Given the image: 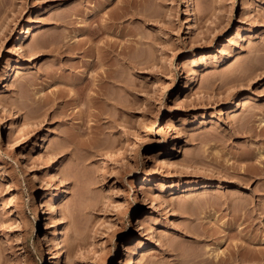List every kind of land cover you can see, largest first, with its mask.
<instances>
[{
	"label": "rangeland",
	"instance_id": "obj_1",
	"mask_svg": "<svg viewBox=\"0 0 264 264\" xmlns=\"http://www.w3.org/2000/svg\"><path fill=\"white\" fill-rule=\"evenodd\" d=\"M194 10L0 0V264H264V0Z\"/></svg>",
	"mask_w": 264,
	"mask_h": 264
},
{
	"label": "bare ground",
	"instance_id": "obj_2",
	"mask_svg": "<svg viewBox=\"0 0 264 264\" xmlns=\"http://www.w3.org/2000/svg\"><path fill=\"white\" fill-rule=\"evenodd\" d=\"M185 3H186V5H187V9H188V17H193V16H195V10H194V0H185ZM29 31H30V28H29V25H27L26 27H24L22 30H21V33L20 34H27V33H29ZM95 34H97L96 32H92V35H95ZM20 40H22V38L20 39ZM91 65H93V64H91ZM91 65H89L90 67L89 68H91ZM94 66V65H93ZM107 72H104V74H105V76H102L101 78H100V80L101 81H103V82H105V80H108V77L110 78V77H112V76H110V75H108V74H106ZM14 74H15V70L13 69V68H9L6 72H5V74H4V76L1 78V80H0V84L2 85L4 82H10L12 79H13V77H14ZM111 79V78H110ZM112 79H115L116 80V78L115 77H112ZM78 81V80H77ZM82 81H80V85H82V89H84L85 90V85H87V84H85L84 85V83L82 84L81 83ZM78 83V82H77ZM76 83V84H77ZM75 84V85H76ZM77 85H79V84H77ZM80 88H81V86H79ZM80 88H79V90H80ZM82 89L80 90V91H82ZM83 90V91H84ZM81 93L82 92H80V95H81ZM78 94H79V91H78ZM88 96V95H87ZM40 104V103H39ZM39 104H38V106H39ZM64 104H66V103H64ZM87 109H89V106L87 105ZM37 109H38V107H37ZM42 149V148H44V146L43 145H41V144H38V149ZM62 149H65L64 147L63 148H61V149H59L60 151H58V152H62V151H64V150H62ZM62 150V151H61ZM160 153V152H159ZM139 186H142V183L140 182V184H139ZM139 191L141 192L142 191V187H140V189H139ZM60 200V197H59V194H56L55 195V199L54 200H52V203H57L58 201ZM53 207V206H52ZM33 209H34V212H35V215H36V217L38 218V217H40L41 215H42V212H40V211H43V209H44V206H43V204H42V202L39 200V195L37 196V195H35V197H34V200H33ZM53 209H54V207H53ZM136 225L139 227V223H138V221L136 222ZM41 256H43V251L41 252ZM215 258V257H214ZM216 259V258H215ZM236 259V258H235ZM234 260V259H233ZM232 260V258H231V261H233ZM231 261H230V263H227V264H234L233 262L231 263ZM243 261H245V260H241V262L240 261H238L240 264H247L246 262L247 261H245L244 263H243ZM235 262V261H234ZM236 262H237V260H236ZM235 262V263H236ZM252 262V261H251ZM255 262V261H254ZM253 262V263H254ZM211 263V262H210ZM238 263V264H239ZM249 263V262H248ZM55 264H57V261L55 262ZM130 264H136V262H135V258L130 262ZM216 264V263H215ZM222 264V263H221ZM224 264H226V263H224ZM237 264V263H236ZM250 264V263H249Z\"/></svg>",
	"mask_w": 264,
	"mask_h": 264
}]
</instances>
